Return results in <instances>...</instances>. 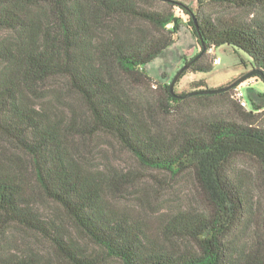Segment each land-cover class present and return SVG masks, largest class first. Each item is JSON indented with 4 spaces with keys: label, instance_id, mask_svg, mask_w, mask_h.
Masks as SVG:
<instances>
[{
    "label": "trees",
    "instance_id": "16d2710c",
    "mask_svg": "<svg viewBox=\"0 0 264 264\" xmlns=\"http://www.w3.org/2000/svg\"><path fill=\"white\" fill-rule=\"evenodd\" d=\"M200 1L0 0V264H264L251 169L264 190L262 114L236 87L190 94L209 88L198 79L178 92L146 71L175 43L179 5L201 46L181 77L211 72L210 51L226 45L264 81V0ZM97 133L144 168L188 177L202 202L162 210L139 195L122 205L136 172L89 161ZM40 198L63 214H44ZM13 226L50 242L59 262L17 250Z\"/></svg>",
    "mask_w": 264,
    "mask_h": 264
},
{
    "label": "rangeland",
    "instance_id": "374dc122",
    "mask_svg": "<svg viewBox=\"0 0 264 264\" xmlns=\"http://www.w3.org/2000/svg\"><path fill=\"white\" fill-rule=\"evenodd\" d=\"M176 1L184 3L194 10L199 8L201 3L200 0ZM205 8L208 12L214 14L224 11L222 7L216 5H206ZM175 11L179 23L175 33V43L146 65V71L153 78L169 83L174 80L179 70L184 67L185 62L201 51V46L190 25L191 15L186 13L179 5L175 7ZM210 52L214 60L215 58L219 59L217 64L214 63L213 70L211 72H188L183 77L180 75L175 81L174 88L176 91L190 90L192 82L198 79H205L209 88H219L226 83L234 82L246 76L252 71V67L248 63V55L241 50L237 51L230 46L224 45ZM238 86L242 87L246 99L249 100L252 97L254 101V104H252L250 100L249 102L247 100L248 104L245 107L252 109L256 113H261L262 118H264V81L253 74ZM258 106L260 107L258 108ZM79 107L83 109L80 105ZM84 151L89 161L95 164H108L118 170H133L136 172L137 181L135 187L127 191L124 197L118 199L122 205L138 203L136 197L139 195H148L157 205V209L160 208L162 210L202 202L199 191L191 179L188 177L172 178L164 172L142 167L115 140L103 133H97L92 136L85 145ZM251 167L252 174L255 176V186L257 187V192L261 194L262 205L264 206V190L258 180L257 168L254 164ZM36 207L44 214H63L60 206L43 198L37 201ZM70 229L73 237L80 244L96 250L97 247L84 235L73 227ZM7 239L13 240L17 250L34 253L45 259L51 258L59 262V257L52 244L25 228L13 226V229L7 235Z\"/></svg>",
    "mask_w": 264,
    "mask_h": 264
},
{
    "label": "water",
    "instance_id": "95a60500",
    "mask_svg": "<svg viewBox=\"0 0 264 264\" xmlns=\"http://www.w3.org/2000/svg\"><path fill=\"white\" fill-rule=\"evenodd\" d=\"M189 66V64L185 65L184 67H182L179 72L177 73L176 77L174 78V80L171 82V89L173 90L174 85H175V81L176 79L182 74V72ZM258 73L257 70H252L251 72H249L246 76L241 77L237 80H235L234 82L230 83L227 86L221 87V88H206L203 90H197V91H193L190 94H195V93H216V92H220L223 90H227L233 87L238 86L242 81H244L246 78L250 77L251 75Z\"/></svg>",
    "mask_w": 264,
    "mask_h": 264
},
{
    "label": "built area",
    "instance_id": "2783aa9c",
    "mask_svg": "<svg viewBox=\"0 0 264 264\" xmlns=\"http://www.w3.org/2000/svg\"><path fill=\"white\" fill-rule=\"evenodd\" d=\"M218 62L219 59L215 58L214 63L217 64ZM234 98L237 99L243 106H247L248 102L241 86H237L235 88Z\"/></svg>",
    "mask_w": 264,
    "mask_h": 264
}]
</instances>
